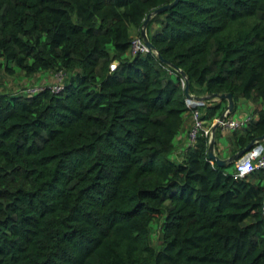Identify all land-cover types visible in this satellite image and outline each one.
I'll return each instance as SVG.
<instances>
[{
  "label": "trees",
  "instance_id": "trees-1",
  "mask_svg": "<svg viewBox=\"0 0 264 264\" xmlns=\"http://www.w3.org/2000/svg\"><path fill=\"white\" fill-rule=\"evenodd\" d=\"M170 1L0 0V70L60 84L0 91V264H264V166L217 165L202 128L170 157L182 76L131 51ZM146 32L191 93L255 103L228 155L264 134V0H177Z\"/></svg>",
  "mask_w": 264,
  "mask_h": 264
},
{
  "label": "water",
  "instance_id": "water-1",
  "mask_svg": "<svg viewBox=\"0 0 264 264\" xmlns=\"http://www.w3.org/2000/svg\"><path fill=\"white\" fill-rule=\"evenodd\" d=\"M177 2V0H172L170 2L164 3L158 7H155L152 11L148 12L145 19L142 22V25L140 27V36L143 40V42L145 43V45L147 46L148 50L153 51L156 56L160 59V61H162L165 64H168L172 67H174L182 76L183 79V84H184V94L185 97L187 98H192L198 101H205L206 99H210V98H224L226 99V107L224 108V110L219 114L218 117H216L211 125V135L209 137L208 140V145H207V156L209 157V159H211L212 161H214L217 165H226L228 163H232L234 162L237 158L241 157L246 151H248L252 145L256 142V141H260L264 139V134H261L253 139H251L244 147H242L241 149L235 151L234 153H231L225 157L221 156L220 154L216 153L214 151V144H215V130L216 127L220 124V122L226 118V116L229 115V113H231L234 109V98L231 92L227 91V92H208L206 94L203 95H198V94H193L190 92L189 90V78L185 72V70L179 68L178 66H176L175 64L171 63L169 60H167L166 58H164L156 49L155 46L153 45V43L150 41L147 32H146V26H147V22L148 20L151 18V16L161 10L167 9L171 6H173L175 3Z\"/></svg>",
  "mask_w": 264,
  "mask_h": 264
},
{
  "label": "built area",
  "instance_id": "built-area-1",
  "mask_svg": "<svg viewBox=\"0 0 264 264\" xmlns=\"http://www.w3.org/2000/svg\"><path fill=\"white\" fill-rule=\"evenodd\" d=\"M148 50L147 46L143 42L141 37H136L132 40L131 43V51L132 52H140V51H146ZM114 67V63L110 65V68ZM58 83V81L56 82ZM182 85L183 79H182ZM55 86H53L54 88ZM57 88V87H56ZM59 88V85H58ZM204 101H198L192 98H185V103L190 109V116L192 118V125L188 132L189 141L192 142L196 136V134L199 132V129H203V133L208 135L210 137L211 135V126H203V121L200 119V111L197 106L202 104ZM249 117H245L242 120H235L230 119L228 116H226L225 119H223L219 125L222 126V128H235L243 122L248 119ZM235 165V174L238 176H243L253 169L257 167L264 166V143L260 141H256L252 147L246 151L241 157L237 158L234 161ZM262 209L264 214V195L262 199Z\"/></svg>",
  "mask_w": 264,
  "mask_h": 264
},
{
  "label": "rangeland",
  "instance_id": "rangeland-1",
  "mask_svg": "<svg viewBox=\"0 0 264 264\" xmlns=\"http://www.w3.org/2000/svg\"><path fill=\"white\" fill-rule=\"evenodd\" d=\"M18 67H15L14 74L2 72L0 70V91H17V90H27L32 91L39 89L44 85L55 86L58 88L59 83H56L59 79L58 74H52L49 70H43L37 72L33 75L27 76L20 73ZM246 100H241L237 103V108L232 112L234 117H238L240 111L246 108ZM176 142V138L174 140ZM176 145V143H175ZM172 158L177 159L174 151L169 155ZM155 229L158 228V223L153 222ZM157 233H155L156 238Z\"/></svg>",
  "mask_w": 264,
  "mask_h": 264
},
{
  "label": "crops",
  "instance_id": "crops-1",
  "mask_svg": "<svg viewBox=\"0 0 264 264\" xmlns=\"http://www.w3.org/2000/svg\"><path fill=\"white\" fill-rule=\"evenodd\" d=\"M245 100V99H242ZM246 108L242 111H240L238 117H234L231 113V115L229 116L230 119H235V120H242L245 117H249L250 116V112L251 110H253V108L256 106L254 102L250 101V100H246ZM192 125V118L190 116V114H187L184 120V125L181 128L180 132L177 134L176 138V146H175V150L174 153L177 156V158H179L182 154V151L187 147L189 141V137H188V132L191 128ZM230 129L233 128H222L221 129V135L216 138L215 144H214V151L218 154H220L221 156L225 157L228 155V142H227V133Z\"/></svg>",
  "mask_w": 264,
  "mask_h": 264
}]
</instances>
